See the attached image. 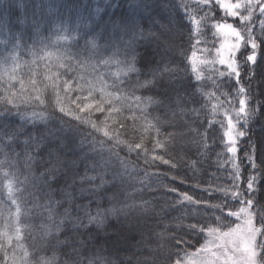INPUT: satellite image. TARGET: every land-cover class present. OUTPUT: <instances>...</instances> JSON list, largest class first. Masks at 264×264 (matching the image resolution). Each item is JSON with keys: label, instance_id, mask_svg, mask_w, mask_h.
Here are the masks:
<instances>
[{"label": "trees", "instance_id": "trees-1", "mask_svg": "<svg viewBox=\"0 0 264 264\" xmlns=\"http://www.w3.org/2000/svg\"><path fill=\"white\" fill-rule=\"evenodd\" d=\"M219 23L237 77L193 69ZM262 44V1L0 0V264H176L247 204L264 264Z\"/></svg>", "mask_w": 264, "mask_h": 264}, {"label": "rangeland", "instance_id": "rangeland-1", "mask_svg": "<svg viewBox=\"0 0 264 264\" xmlns=\"http://www.w3.org/2000/svg\"><path fill=\"white\" fill-rule=\"evenodd\" d=\"M219 7L228 16H238L241 11H249L253 6L264 0H215ZM215 37L217 39V49L206 56L196 54L193 56V69L199 71L204 66H217L224 68L227 74L237 77L236 54L241 50L243 41L240 33L230 24H215ZM251 56L253 61L256 47L253 42L250 43ZM210 58L211 61H208ZM40 75L48 78L47 71L36 73L32 79L39 81ZM228 103H231L229 101ZM236 107L230 105L226 120V141L229 144L230 153L236 151V141L240 136L236 117L242 115L245 110L244 99H237ZM264 151V138L262 143ZM238 222L226 230H220L215 227L208 228L205 231L203 244L189 255L183 256L176 264H259L257 240L258 230L254 227L253 217L250 211V205L247 204L237 213ZM235 216V217H236Z\"/></svg>", "mask_w": 264, "mask_h": 264}, {"label": "snow or ice", "instance_id": "snow-or-ice-1", "mask_svg": "<svg viewBox=\"0 0 264 264\" xmlns=\"http://www.w3.org/2000/svg\"><path fill=\"white\" fill-rule=\"evenodd\" d=\"M23 23H27V21H26V20H23ZM261 47H264V44H262ZM238 55H239V54H238ZM246 59H247V57H246ZM258 59H259V57L257 56V58H256L255 60L250 61V63H252L253 69L255 68V64L257 63ZM237 71H239V67L237 68ZM252 76H253V77L255 76V71L252 72ZM245 93H247V89H245ZM8 111H9V110L5 109L3 112H0V118H2L3 115L8 114ZM252 159H253V160H256V156H255L254 153H252ZM85 210H86V211H85L86 214H88V212H87V206H85ZM89 219H90V222H91L93 218L90 216Z\"/></svg>", "mask_w": 264, "mask_h": 264}]
</instances>
